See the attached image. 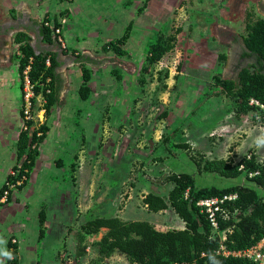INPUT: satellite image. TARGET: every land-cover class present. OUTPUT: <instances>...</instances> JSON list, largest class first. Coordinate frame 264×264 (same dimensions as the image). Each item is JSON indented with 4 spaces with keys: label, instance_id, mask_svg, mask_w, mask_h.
I'll list each match as a JSON object with an SVG mask.
<instances>
[{
    "label": "crops",
    "instance_id": "crops-1",
    "mask_svg": "<svg viewBox=\"0 0 264 264\" xmlns=\"http://www.w3.org/2000/svg\"><path fill=\"white\" fill-rule=\"evenodd\" d=\"M167 1L0 0V189L11 171L24 161V156L17 155L18 139L22 131L26 132L27 122L21 113V52L20 44L14 40L16 34L24 33L35 54H52L56 63L57 102L46 112L41 94L36 95L35 101V113L42 117L46 133L36 144L33 166L26 168L25 184L12 190L9 201L0 206L11 204L12 200L24 205L27 189L30 186L39 189V182L44 183L39 191L38 239L40 232L43 238L46 231L56 232L62 226L69 230L75 223L74 229L80 230L84 223L77 217L83 214L86 218L87 199L92 205L99 203L101 209L126 190L133 196L128 197L131 210L136 209L134 192L139 191L138 186H132L134 176L132 182L127 176L137 165L159 166L163 161L175 159L171 151L187 152L193 145L203 153L212 150L216 157L210 160L228 159L222 154L227 140L213 138L205 131L215 112L198 111V104L208 98L207 94L199 93L198 86L192 83L189 88L193 89L187 95L179 88L183 99L176 103L177 91L172 95L176 84L171 72L159 73L164 66L163 58L154 64L146 60L148 47L159 35L168 32V20L152 15L151 8L160 4L173 10L179 2ZM43 27L48 29L51 42L43 39ZM126 31L128 38L120 47L123 54L108 50L106 45ZM153 68L155 74L151 75ZM84 75L90 77L87 82ZM50 82L51 78H47L45 85ZM82 86L88 90L81 89ZM181 102L189 103L186 110ZM33 131L34 127H30L28 136ZM253 138L256 136H250L248 141ZM188 157L191 160L189 154ZM59 177L72 181L69 200L79 201L77 208L56 207V201L63 195V187H55ZM149 192L144 190L142 199ZM19 203L4 211L7 224L18 217ZM27 235V229L23 228L20 242L13 236L10 240L13 245L6 241V253L10 255L1 264H10L11 252L15 253L16 264H20L23 256H31L25 242Z\"/></svg>",
    "mask_w": 264,
    "mask_h": 264
},
{
    "label": "rangeland",
    "instance_id": "rangeland-1",
    "mask_svg": "<svg viewBox=\"0 0 264 264\" xmlns=\"http://www.w3.org/2000/svg\"><path fill=\"white\" fill-rule=\"evenodd\" d=\"M176 1L178 2V0ZM176 1L168 0L167 2L175 4ZM261 3L260 0H179L173 10H168L157 3L151 8L152 15L160 16L159 18L162 20H168V32L165 35L174 37L172 50L162 57L164 66L159 73L171 72L172 80L176 84L172 93L173 95L177 91L176 97H174V99L176 98V103L183 99L179 88H182L183 93L187 95L188 91L193 89L189 88L192 83H195L196 87L198 86L199 93L207 94L208 98L198 104V111L203 114L209 109V112L214 111L215 114L211 117L213 120L206 124L205 131L212 134L210 136H213V138L214 136H219V138L223 137L227 140L222 154L228 156L233 163H237L249 153H254V157L258 160L263 159L264 132L258 128L259 126L253 118V114L256 113L255 109L243 115L235 114L237 109L236 101L220 93V88L215 85L213 76L219 75L222 78H227L229 69L225 67V64L234 40L243 39L246 35L245 25L248 14L252 13L253 19L264 17V12L260 6ZM195 14H200L201 16L197 17ZM222 54L226 56L225 60L221 59L220 56ZM170 68L172 69L171 71H169ZM152 70L153 74L151 75H154L155 69L153 68ZM196 87L194 86V90L197 89ZM206 100H211L214 103H208ZM188 104L181 102L182 106H186L184 110L187 109ZM216 117H218V120ZM253 135L256 138L249 142L248 138ZM210 136L209 138H212ZM228 136L231 137L230 140ZM246 140L248 141L247 145H245ZM242 145L244 146L242 147ZM190 149L187 152L171 151V155L176 156L175 159L163 161L159 163V166H151L150 164L137 165L130 171L127 177L131 178L132 182V177L134 176L135 182L132 183V186H138L139 190L134 192L135 203H137L136 209L131 210V206L128 204L130 200L128 197L132 199L133 196L130 193H126L125 190L120 192L121 196L114 199L113 203H110V200L101 209L99 208V203L92 205L91 200L87 199V216L85 218L83 214L81 216L79 213L77 220L85 223L93 219V217L103 215L108 217L116 216L122 220L134 218L145 220L159 231L183 228V222L171 209L157 213L149 212L143 204L142 192L151 190V192L167 194L172 185H162L161 179L169 173L191 174L194 179L195 189L207 187L226 188L243 182L242 178L231 179L215 174H198L196 166L190 160L188 154L190 157L193 154H197L204 160H210V158L216 156L212 150L204 151L205 153L197 151L195 145L193 147L190 146ZM94 153L92 151V157ZM122 164L124 165V162ZM125 168L128 169L127 166ZM61 178L59 177L58 182L55 183V187H63V195L60 197L62 199L56 201V207L59 209L63 205L66 209L77 208L80 202L77 200L70 202L69 200L71 195L69 188L73 186L72 181L68 179L69 177L66 178V181L61 180ZM148 178L150 180L151 178L155 179V181L151 180L150 182ZM38 185L40 190L37 187L35 189L33 186L27 189L28 193L24 196L27 199L24 205L23 202L19 203L12 200L11 204L0 208V264L6 258V255H4L7 252L6 241L9 240L10 242L13 236L20 242V230L23 228L27 229L28 232L25 242L28 243L27 247L31 249L32 254L30 255L32 259L31 256L29 258L28 256H23L20 264H129L122 256L116 254L108 259L99 260L92 244L101 238L104 230L94 235H88L81 229L75 230V223L71 227L69 226V230H65L66 226H62L63 229L56 232L46 231L45 237L38 239L39 191L45 184L39 182ZM97 194H99V191ZM15 203H19L17 207L18 217L10 224H7L4 218V211ZM131 212L136 213L131 214ZM11 245L13 243L10 242ZM27 247L24 249L26 250Z\"/></svg>",
    "mask_w": 264,
    "mask_h": 264
},
{
    "label": "trees",
    "instance_id": "trees-1",
    "mask_svg": "<svg viewBox=\"0 0 264 264\" xmlns=\"http://www.w3.org/2000/svg\"><path fill=\"white\" fill-rule=\"evenodd\" d=\"M246 35L243 38L245 48L250 55L264 62V17L252 18L247 15L245 25ZM43 39L51 42L49 31L43 27ZM128 32L106 46L113 53L121 55L120 47L126 42ZM15 42L20 44L19 71L30 66L29 79L35 86V94H41L44 99L43 109L46 112L57 102L59 85L56 81V63L51 54H35L28 44L29 38L22 32L15 36ZM174 37L159 35L156 41L148 47L146 60L154 64L172 50ZM225 60L226 56H220ZM49 65L46 66V61ZM254 63L244 68L237 81H230L219 75L213 76L220 93L236 101V115L254 111L249 105L251 99L264 104V66ZM51 78L48 86L45 80ZM89 76L84 75L87 82ZM81 89L88 90L82 86ZM49 92H46V91ZM40 138L28 136L21 132L18 145V157L24 156L22 167L31 169L36 155L34 143H40L46 133L43 126L39 127ZM198 174H215L224 178H242L243 182L226 188L207 187L195 189L193 176L189 173H169L161 179L162 185L170 184L167 194L149 192L143 198V204L149 212L157 213L171 209L183 222L181 229L159 231L147 221H124L116 216L99 215L88 220L81 230L88 235H94L104 230L101 238L93 242L92 247L99 260L110 258L116 254L122 256L129 264H253L244 258L223 257L216 253L218 239L212 233L207 217L199 211L196 203L205 198L236 193L237 199L227 204L230 211L228 219H219V229L225 231L226 247L229 250H242L255 244L264 237V160L256 161L241 158L233 163L227 160H204L197 154L191 156ZM242 166V168H240ZM257 172L255 176L249 173ZM28 175V173H27ZM22 187V186H21ZM234 215L232 216V214ZM42 232L39 238H42ZM10 264H16L15 253L11 252ZM8 264V263H6Z\"/></svg>",
    "mask_w": 264,
    "mask_h": 264
},
{
    "label": "built area",
    "instance_id": "built-area-1",
    "mask_svg": "<svg viewBox=\"0 0 264 264\" xmlns=\"http://www.w3.org/2000/svg\"><path fill=\"white\" fill-rule=\"evenodd\" d=\"M58 34L59 30H55ZM48 62V60H47ZM30 66H26L22 72V103L21 113L24 120L27 122L24 126V131L28 132L30 127H34V131L31 132V136L34 133L36 139L42 136L39 127L42 126L43 119L39 114L35 113V86L29 79ZM48 92V90L46 91ZM249 105L255 109L254 120L258 124V128L264 132V104L257 100L251 99ZM36 144H32L31 148H36ZM254 153H249L244 157L251 159L254 157ZM243 157V158H244ZM263 159L256 161L261 162ZM242 168V166L240 167ZM27 169L22 165L14 168L8 180L3 184L0 189V206L6 204L9 201L11 191L23 186L27 180ZM249 176L257 175V172L248 174ZM237 199L236 193H227L221 196L205 198L199 200L196 205L199 211L204 214L211 226L213 235L218 239V247L216 253L223 257L244 258L252 262L253 264H264V237L259 239L255 244L242 250H229L226 247L225 241L227 235L225 231L219 229V219H228L230 217V211L227 209V204L234 202ZM234 213L232 214V216Z\"/></svg>",
    "mask_w": 264,
    "mask_h": 264
},
{
    "label": "flooded vegetation",
    "instance_id": "flooded-vegetation-1",
    "mask_svg": "<svg viewBox=\"0 0 264 264\" xmlns=\"http://www.w3.org/2000/svg\"><path fill=\"white\" fill-rule=\"evenodd\" d=\"M261 10L264 12V1L260 4ZM244 38V37H243ZM254 63H261L264 66V62H259L257 57L250 55L245 48L243 39L234 40L233 47L231 48L228 58L226 59L225 67L229 69L226 80L237 81L241 71ZM227 74V73H224Z\"/></svg>",
    "mask_w": 264,
    "mask_h": 264
},
{
    "label": "clouds",
    "instance_id": "clouds-1",
    "mask_svg": "<svg viewBox=\"0 0 264 264\" xmlns=\"http://www.w3.org/2000/svg\"><path fill=\"white\" fill-rule=\"evenodd\" d=\"M4 255H10V254H8V253H4Z\"/></svg>",
    "mask_w": 264,
    "mask_h": 264
}]
</instances>
